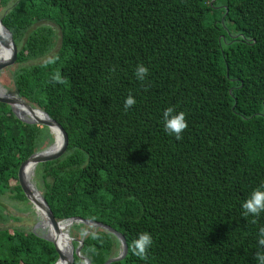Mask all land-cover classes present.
I'll return each mask as SVG.
<instances>
[{
	"label": "trees",
	"instance_id": "trees-1",
	"mask_svg": "<svg viewBox=\"0 0 264 264\" xmlns=\"http://www.w3.org/2000/svg\"><path fill=\"white\" fill-rule=\"evenodd\" d=\"M1 12L18 49L6 86L68 137L35 169L56 221L120 233L128 251L111 264H257L264 213L244 217L242 204L264 185V0H0ZM170 107L186 116L180 140L164 129ZM45 141L47 127L0 103V196L27 201L18 170ZM145 232L153 244L141 260L131 244ZM70 233H86L90 264L119 254L101 228ZM58 258L35 233L0 230V264Z\"/></svg>",
	"mask_w": 264,
	"mask_h": 264
},
{
	"label": "water",
	"instance_id": "water-1",
	"mask_svg": "<svg viewBox=\"0 0 264 264\" xmlns=\"http://www.w3.org/2000/svg\"><path fill=\"white\" fill-rule=\"evenodd\" d=\"M0 28L3 31L2 33H0V44L4 45V47L7 48V50L9 51L7 57L0 54V73H1L3 71V69H5L6 67H9V66H12L14 64L17 53H18V49L14 43V40H13L11 33L9 32V30L7 28H5L3 26L1 18H0ZM0 103H4L6 105H9L13 111H14V106H20V107L24 108L25 110L29 111L30 113H34V112L38 111L39 113L44 115L43 119H39V118L24 119L21 116H19V114H16L15 112L14 113L19 120L23 121L26 124L45 126L49 129V131L51 133H52V130L55 129L61 135V144H60L58 149L53 150L52 149L53 145H52L46 151L34 153L32 156H30L26 161H24L21 164V166L18 170V180H19L21 190H22L26 200L34 207V209L36 210V213H38V211H39L40 213L43 214L46 223L50 227L53 228L56 235H59L58 225L60 223H64V222L67 223L66 224L67 229L65 231L66 236H69V229L74 224H83L85 226H90V227H94V228H101V229L111 233L112 235H114L116 237V239L119 242V254L116 257L109 259L104 264H111L113 262L121 261L126 256L128 250H127V245H126L125 239L120 233H118L117 231H115L112 228L105 226L103 224H100V223L94 224V223H90L89 221L82 220L79 218H72V219L66 220L64 222H57L54 219L53 214H52L49 206L47 205L46 201L42 197L41 193H39V191L37 190L35 185H33V183L31 182V177H32V175H34L35 167L38 164L53 161V160L59 158L61 155H63L64 152L66 151L67 145H68V137H67L65 130L58 123L53 121L47 115V113L31 107L28 103H26L24 100H22L18 95L14 94V93L7 92V90H5L2 87H0ZM28 165L31 166V174H30V176L26 177L25 168ZM85 236H86V233L82 234L80 236V238L76 239V240L70 237L69 239L71 240V242L72 243L76 242L77 246L74 247L73 245H71L70 249L67 251L66 254H63L59 250V248L57 246V241L55 239H51L48 236H44V235H42L40 237L42 239H44L45 241L50 242L54 246L57 253L59 254V258L55 264H60V263L61 264H72L74 261V256L80 258V260L83 261V264H90L89 261L87 259H85L83 256H81V254H80L82 246H83V240H84Z\"/></svg>",
	"mask_w": 264,
	"mask_h": 264
},
{
	"label": "clouds",
	"instance_id": "clouds-1",
	"mask_svg": "<svg viewBox=\"0 0 264 264\" xmlns=\"http://www.w3.org/2000/svg\"><path fill=\"white\" fill-rule=\"evenodd\" d=\"M148 74H149L148 68H146L142 64L137 65L135 75L138 80L143 81ZM53 83L63 84L65 83V79L61 77L59 74H57L56 76L53 77ZM135 104H136L135 98L129 95L125 99L124 108L127 111L129 108L133 107ZM187 127H188V124H187L186 116L184 112L175 113L174 108H171V107L165 110L164 129L168 134L174 135L177 140H180L182 139V133L187 129ZM242 208L244 210L243 211L244 217H248V216L258 217L260 216L261 213H264V185H261L260 188H257L251 193L250 198H248L242 204ZM64 221H57V222H64ZM252 223H256V220L253 219ZM70 229H69V237H71ZM259 237L260 238L258 239V245L260 246L261 251L257 252L255 260L257 261V264H264V227H262L259 230ZM152 244H153L152 236L147 232L141 233L138 236V238L132 242L131 251L139 259L146 260L148 258V252ZM71 245H73L72 242H71Z\"/></svg>",
	"mask_w": 264,
	"mask_h": 264
},
{
	"label": "rangeland",
	"instance_id": "rangeland-1",
	"mask_svg": "<svg viewBox=\"0 0 264 264\" xmlns=\"http://www.w3.org/2000/svg\"><path fill=\"white\" fill-rule=\"evenodd\" d=\"M1 15H2V12L0 13V16ZM36 26H39V25H36ZM51 27L57 30L55 25L51 24ZM57 35H58V32H57ZM51 55L52 53L43 59L37 60L35 62H30V64L42 63L45 60H47ZM14 69H15L14 66H9L3 69V71L0 73V87L4 88L10 93H13V91H11L12 89L8 88L6 85L11 80V74L13 73ZM50 135L52 136V139L54 140V136L51 134V132H50ZM52 145H53V142L50 143V141H45L43 143V146L39 148L37 152L46 151ZM37 180L39 179L35 177V172H34V175H32L31 177V182L33 183V185H35L36 188H37ZM38 186H40V184ZM13 196L14 195L10 193H6L5 195L0 196V230L1 229H8V230L23 229L26 232H34L39 236H42V235L48 236L47 231L45 232V229L41 227L40 216L36 213V210L34 209V207L28 201L14 200ZM75 234L70 233L72 238L75 236ZM66 240H67L66 248L69 249L70 242H71L69 239V236H66Z\"/></svg>",
	"mask_w": 264,
	"mask_h": 264
},
{
	"label": "bare ground",
	"instance_id": "bare-ground-1",
	"mask_svg": "<svg viewBox=\"0 0 264 264\" xmlns=\"http://www.w3.org/2000/svg\"><path fill=\"white\" fill-rule=\"evenodd\" d=\"M3 31L1 30L0 28V33H2ZM4 47V45H1L0 44V52L2 50V48ZM8 53L9 51L7 50V48L4 50L3 53H1L3 56L7 57L8 56ZM14 111L16 114H19V116H21L22 118L24 119H36V118H39V119H43L44 118V115L39 113L38 111L37 112H34V113H30L29 111L25 110L24 108L20 107V106H14ZM53 136H54V142H53V146H52V149L55 150V149H58L60 144H61V135L59 134V132L55 129L52 130V133H51ZM58 142V143H57ZM31 174V166L28 165L26 168H25V175L26 177L30 176ZM38 214H39V211H38ZM67 223H60L58 225V231L61 232L63 234V240H64V246L66 245V225ZM41 227H43L45 229V232H50V236H48L49 238L51 239H55L57 241V243H59L58 239H57V236L53 230L52 227H50L46 221H44V223H42L41 221ZM70 238V237H69ZM71 241V240H70ZM70 247H71V242H70ZM69 247V249H70ZM69 249H66L62 246V253L63 254H66L67 251ZM61 264V263H60Z\"/></svg>",
	"mask_w": 264,
	"mask_h": 264
}]
</instances>
